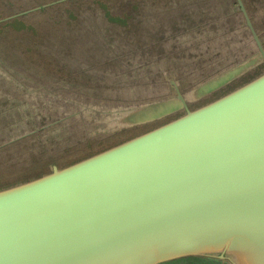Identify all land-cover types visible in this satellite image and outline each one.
I'll use <instances>...</instances> for the list:
<instances>
[{"label": "water", "instance_id": "water-1", "mask_svg": "<svg viewBox=\"0 0 264 264\" xmlns=\"http://www.w3.org/2000/svg\"><path fill=\"white\" fill-rule=\"evenodd\" d=\"M238 3L257 51L193 98L264 64L263 39ZM171 84L172 97L88 118L115 128L178 117L0 188V264H264V71L194 109ZM66 111L96 109L83 101Z\"/></svg>", "mask_w": 264, "mask_h": 264}, {"label": "rangeland", "instance_id": "rangeland-1", "mask_svg": "<svg viewBox=\"0 0 264 264\" xmlns=\"http://www.w3.org/2000/svg\"><path fill=\"white\" fill-rule=\"evenodd\" d=\"M234 2L0 0V188L182 114L129 127L95 125L88 116L101 117L106 106L172 97L174 80L194 109L262 73L263 63L210 95L192 96L199 84L257 51ZM245 2L264 42V0ZM83 101L96 111L67 113Z\"/></svg>", "mask_w": 264, "mask_h": 264}, {"label": "flooded vegetation", "instance_id": "flooded-vegetation-1", "mask_svg": "<svg viewBox=\"0 0 264 264\" xmlns=\"http://www.w3.org/2000/svg\"><path fill=\"white\" fill-rule=\"evenodd\" d=\"M242 1H243V3H244V6H245V8H246V11H247L248 15L250 16V18H251V20H252V22H253V24H254L256 30L258 31V29H257V27H256V24H255V22H254V20H253V17L251 16V14H250V12H249V10H248V7H247V4H246L245 0H242ZM234 4H235L237 7H239V10L242 12L243 19L245 20V17H244L243 11L241 10V8H240V6H239L238 0H235ZM47 5H48V4H47ZM40 7H41V6H40ZM27 13H28V12H27ZM24 14H26V12H24ZM245 23H246V21H245ZM258 33H259V35H260V32H259V31H258ZM260 37H261V36H260ZM227 85H229V84H227ZM227 85H226V86H227ZM159 120H160V119H159Z\"/></svg>", "mask_w": 264, "mask_h": 264}]
</instances>
